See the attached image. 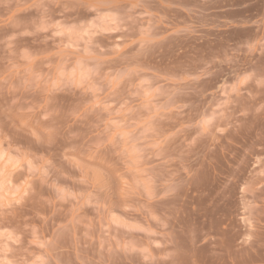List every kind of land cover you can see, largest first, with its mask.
I'll return each mask as SVG.
<instances>
[{"label": "rangeland", "instance_id": "obj_1", "mask_svg": "<svg viewBox=\"0 0 264 264\" xmlns=\"http://www.w3.org/2000/svg\"><path fill=\"white\" fill-rule=\"evenodd\" d=\"M0 264H264V0H0Z\"/></svg>", "mask_w": 264, "mask_h": 264}]
</instances>
